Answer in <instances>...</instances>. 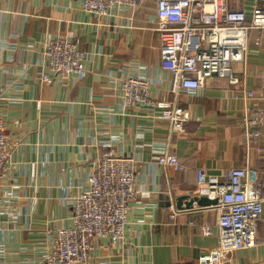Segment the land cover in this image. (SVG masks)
Segmentation results:
<instances>
[{"label":"crops","instance_id":"1","mask_svg":"<svg viewBox=\"0 0 264 264\" xmlns=\"http://www.w3.org/2000/svg\"><path fill=\"white\" fill-rule=\"evenodd\" d=\"M227 4L261 26L249 34L245 63L234 67L243 84L231 88L212 78L191 98H176L161 68L154 2L100 17L84 12L82 0H0V110L13 144L0 174V264L40 260L47 232L71 225L70 199L87 189L108 149L134 160L137 193L122 244L97 242L87 264H201L216 248L213 206L176 207L177 198L204 189L197 169L224 181L227 170L249 167L264 184V140L259 150L248 147L243 127L246 109L255 105L245 91L264 93V0ZM55 40L85 53V71L66 78L50 72L47 50ZM130 78H143L152 99L185 107L186 133H171L151 106L127 105L122 83ZM165 151L177 156L182 172L157 164ZM168 204L181 211L174 220ZM204 226L212 237L202 234ZM224 264H264V202L255 246Z\"/></svg>","mask_w":264,"mask_h":264},{"label":"built area","instance_id":"2","mask_svg":"<svg viewBox=\"0 0 264 264\" xmlns=\"http://www.w3.org/2000/svg\"><path fill=\"white\" fill-rule=\"evenodd\" d=\"M150 2L156 4L161 68L171 76L170 92L176 98L181 94L191 98L212 78L225 80L231 88L243 84L234 67L245 63L250 51L249 34L261 26L250 25L244 12L230 10L227 0H82V9L106 17L113 12H135ZM47 55L50 72L57 77L85 71V53L66 40L50 42ZM122 90L127 105L151 106L158 118L169 124L171 133H186L188 110L177 102L152 99L150 86L143 78L124 80ZM245 97L255 105L264 103V93L245 91ZM254 107L246 109L244 137L248 147L259 150L264 140V110ZM12 150L0 110V174L6 172ZM155 161L164 169L184 170L177 156L167 151L156 156ZM135 179L134 160L108 149L95 163L87 189L70 199L71 225L49 230L45 254L38 262L29 263L87 264L97 242L121 245L131 203L136 198ZM197 184L204 188L197 196L217 201L212 206L218 214V244L201 264H224L234 252L255 246L264 202L259 173L249 167L232 168L221 181L198 168ZM170 211L172 220L181 213L173 206ZM201 230L206 237L214 235L211 226Z\"/></svg>","mask_w":264,"mask_h":264},{"label":"water","instance_id":"3","mask_svg":"<svg viewBox=\"0 0 264 264\" xmlns=\"http://www.w3.org/2000/svg\"><path fill=\"white\" fill-rule=\"evenodd\" d=\"M216 203H217V201L209 200L206 197L199 198L196 196V197L190 198L187 196H183V197L177 198L176 207L181 210L183 208H190L194 204H197L198 206H211V205H215ZM170 206L171 205L168 204V207H170Z\"/></svg>","mask_w":264,"mask_h":264}]
</instances>
